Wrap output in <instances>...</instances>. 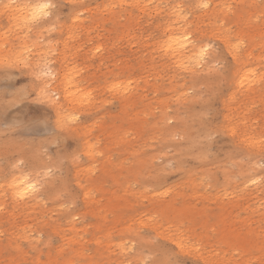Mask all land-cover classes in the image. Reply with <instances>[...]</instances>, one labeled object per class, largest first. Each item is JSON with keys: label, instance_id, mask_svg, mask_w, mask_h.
<instances>
[{"label": "rangeland", "instance_id": "rangeland-1", "mask_svg": "<svg viewBox=\"0 0 264 264\" xmlns=\"http://www.w3.org/2000/svg\"><path fill=\"white\" fill-rule=\"evenodd\" d=\"M262 165L264 0H0V264H264Z\"/></svg>", "mask_w": 264, "mask_h": 264}, {"label": "bare ground", "instance_id": "bare-ground-1", "mask_svg": "<svg viewBox=\"0 0 264 264\" xmlns=\"http://www.w3.org/2000/svg\"><path fill=\"white\" fill-rule=\"evenodd\" d=\"M172 13L174 14L173 17H175V19L179 18V15H180L179 12L177 13L175 10V11H172ZM29 15L32 17L33 12L31 14L29 13ZM40 18H43V17H40ZM40 18H38V19H40ZM168 28H169L168 30H170V31H168L169 35L167 36L168 39L165 43L164 55H166L167 58H170L171 60H173V63L177 64L179 66V69L182 68L185 71L186 70L190 71L193 66L195 67V66L202 64V62L205 60L207 52L205 53V55L203 57H201L200 52H201V49H204V48L208 49L207 45H205V46L194 45L193 42L188 39V35H187L185 29H182V28L181 29H174L172 27V24H169ZM250 73H252V70L251 71L247 70L245 72L243 71L241 76L238 75L239 76L238 79H240V80H238L239 81L238 85L241 86L243 81L248 80L247 76ZM254 76H252V77H254ZM50 77L53 78V75H50ZM255 79H256V77H255ZM243 84H245V86H246V83H243ZM245 86H243V87H245ZM65 97H67V95ZM120 139L121 138L119 137V140ZM26 178H27L26 176H21V177L14 179V183L15 184L17 183L16 184L17 187L13 186L12 187L13 192L11 191L12 196H14V199H16L15 201L18 202V204H20L22 206L27 204V199H31L32 201L36 199L37 188H39L38 183L37 184L34 183L35 182L34 180H32L34 182L28 181ZM178 240H180V239H178ZM176 244L178 246L181 245L180 242H178Z\"/></svg>", "mask_w": 264, "mask_h": 264}, {"label": "snow or ice", "instance_id": "snow-or-ice-1", "mask_svg": "<svg viewBox=\"0 0 264 264\" xmlns=\"http://www.w3.org/2000/svg\"><path fill=\"white\" fill-rule=\"evenodd\" d=\"M56 5L51 2H44L39 4L33 11L32 19H38L40 17H47L50 14V10L55 8ZM207 52V48L201 49L200 55L203 57ZM264 167V165H262ZM31 187V186H30Z\"/></svg>", "mask_w": 264, "mask_h": 264}]
</instances>
